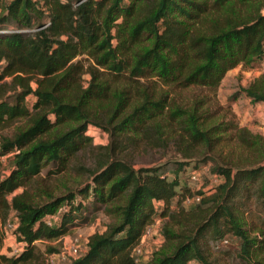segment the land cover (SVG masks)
Instances as JSON below:
<instances>
[{"label":"trees","instance_id":"obj_1","mask_svg":"<svg viewBox=\"0 0 264 264\" xmlns=\"http://www.w3.org/2000/svg\"><path fill=\"white\" fill-rule=\"evenodd\" d=\"M252 1L257 9L248 13ZM261 9L264 0H0V157L8 165L0 175V264L42 261L56 251L45 242L98 212L110 221L69 264H136L133 248L155 214L162 248L149 264H264V227L245 220L251 204L264 209L263 135L238 129L239 144L258 159L212 167L220 182L209 195L192 194L179 178L186 162L167 179L161 167L136 169L127 159L163 140L156 119L168 99L156 83L215 88L239 63L263 60ZM208 14L203 34L195 26ZM82 56L90 62L84 87L75 82ZM104 76L129 89L106 95ZM240 92L264 105V74ZM94 100H107L105 125L91 115ZM169 114L194 145L229 129L201 130L196 111ZM90 127L108 133L109 144H93ZM58 176L73 184L57 196L41 183ZM194 194L199 202L184 208ZM7 221L22 244L17 254L2 252Z\"/></svg>","mask_w":264,"mask_h":264},{"label":"rangeland","instance_id":"obj_2","mask_svg":"<svg viewBox=\"0 0 264 264\" xmlns=\"http://www.w3.org/2000/svg\"><path fill=\"white\" fill-rule=\"evenodd\" d=\"M257 5L254 1L248 8V13H255ZM264 15V9L260 10ZM206 22L196 23L195 28H199L201 33L206 34L209 31V23L212 20L211 14L202 17ZM201 20V19H200ZM82 71L78 72L75 82L79 86H86L90 78L86 74V68L89 66V60L85 56L80 57ZM264 74V58L261 61L252 64L239 63L233 69L227 71L219 81L215 88L200 87L191 85L185 88L174 84L167 86L162 83H156L157 92H165L167 94L168 104L164 109L162 117L156 119L159 125V131L163 140L159 146L148 148L141 146L133 151H129L127 155L128 161L133 163L136 169L140 167H161L160 173L165 175L167 179H172L173 169L178 163H188L183 170H178L179 178L186 183L192 194L200 191L205 195H209L219 184L220 180H215L212 175L211 168L230 166V165H248L250 162L258 159L255 154L244 149L238 142L237 131L244 129L252 134H261L264 136V105L254 104L251 100L240 92L251 82L258 79ZM99 81L106 88V95H111L114 90H121L128 86L124 81H113L110 77H99ZM129 93V92H128ZM28 104L31 98H27ZM132 104L133 102L130 101ZM130 103V104H131ZM108 108L107 100H94L90 105V111L96 121L105 125V112ZM184 109L189 114L196 111V117L201 130L207 131L214 127H229L222 134H211L209 138L215 139L211 145L197 144L194 145L190 139L185 138L180 123L173 122L170 119V111L173 109ZM11 130V129H9ZM8 133L10 131H7ZM87 135L93 138L95 145H107L110 138L108 133L102 132L98 127H90ZM187 156L184 158L183 154ZM195 170L199 174V180L196 183L189 181L188 175ZM8 171L7 162L0 161V175L6 174ZM45 172H42V178ZM69 177L58 176L55 178L45 179L42 186L47 187L54 194L61 195L66 187L72 186V180ZM72 183V184H71ZM18 189L15 192H18ZM184 208H188L189 204H182ZM173 209V204L171 205ZM159 207H157V211ZM92 221L87 225L74 228L68 232L59 241L45 242L49 247L55 248L53 254L43 252L42 261L34 264H69V261L80 256L85 251V242L89 235L94 232H102L106 224L110 221L102 212L92 215ZM248 225L256 228L264 227V209L255 208L251 204L248 214L245 216ZM162 218L155 214L153 221L146 227L144 235L139 239L133 248V258L136 264H149L155 252L162 248V238L159 233V225ZM5 239V238H4ZM230 244H235L233 240L225 238ZM44 242H39L38 249L44 251ZM226 244V243H225ZM228 246V245H227ZM71 247H75L76 253L71 251ZM20 246L15 238L8 235L3 240L2 252L7 255L14 254L16 251L21 252ZM264 258V253L263 256Z\"/></svg>","mask_w":264,"mask_h":264},{"label":"built area","instance_id":"obj_3","mask_svg":"<svg viewBox=\"0 0 264 264\" xmlns=\"http://www.w3.org/2000/svg\"><path fill=\"white\" fill-rule=\"evenodd\" d=\"M5 157H0V161L4 160ZM199 174L195 172V170H193L192 172H190V174L188 175V178H189V181L193 184V183H196L198 180H199ZM220 180L218 177H215V180ZM200 200V196L199 195H192V196H188L185 198L184 202L183 203H187L189 204V207L193 204H196L198 203ZM16 225L14 224V222H10V221H7L5 226L3 227L6 235H5V239L8 235H11V237L14 238V236L12 235V231H14ZM4 239V241H5ZM227 241L224 240V243H226ZM22 249V248H21ZM71 251L73 253H76V249L75 247H71ZM18 251H16L14 254H17Z\"/></svg>","mask_w":264,"mask_h":264}]
</instances>
